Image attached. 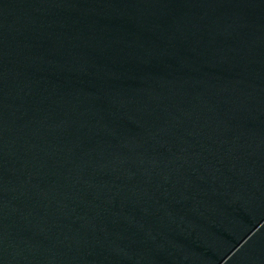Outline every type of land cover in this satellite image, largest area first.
I'll return each instance as SVG.
<instances>
[{"label": "water", "instance_id": "water-1", "mask_svg": "<svg viewBox=\"0 0 264 264\" xmlns=\"http://www.w3.org/2000/svg\"><path fill=\"white\" fill-rule=\"evenodd\" d=\"M0 264H264V0H0Z\"/></svg>", "mask_w": 264, "mask_h": 264}]
</instances>
